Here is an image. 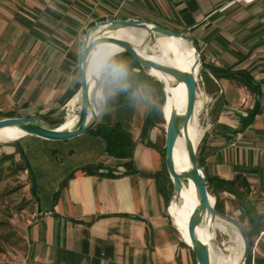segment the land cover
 <instances>
[{"label": "crops", "instance_id": "1", "mask_svg": "<svg viewBox=\"0 0 264 264\" xmlns=\"http://www.w3.org/2000/svg\"><path fill=\"white\" fill-rule=\"evenodd\" d=\"M123 17L188 34L201 47L205 121L197 158L223 211L264 236V206L254 200L264 188V0H0V119L63 122L57 112L79 90L80 34L95 20ZM106 73L96 124L120 123L131 134L133 171L121 173L125 160L108 155L90 132L58 148L26 135L0 150L22 148L28 188L35 182L10 264H196L168 208L161 85L151 78L123 90ZM93 165L102 169L80 170Z\"/></svg>", "mask_w": 264, "mask_h": 264}, {"label": "water", "instance_id": "2", "mask_svg": "<svg viewBox=\"0 0 264 264\" xmlns=\"http://www.w3.org/2000/svg\"><path fill=\"white\" fill-rule=\"evenodd\" d=\"M100 27H107V30H117L121 28H141L146 34L141 41L140 46L143 48L156 42V35L165 37H180L188 40L197 53L195 65L189 69H183L173 64L157 62L150 58L142 56L136 47L129 41L112 37L109 35H94ZM79 56L77 59V69L79 78L80 96L79 111L76 122L71 128H60V125H46L42 121L40 115H32L27 117H4L0 119V129L4 127H16L23 131L26 135L34 136L52 141H65L81 134L90 132L98 119V111L95 109V97L91 96V77L88 74V65L90 53L94 47L103 42L114 43L123 48V53L128 54L131 59L136 62L144 71L156 69L168 77L175 83H182L184 87V109L181 111L174 103L173 97L170 96L172 109L169 116L166 117L164 107L166 105L167 93L164 89L163 82L156 79L162 88V113L165 121V141H164V163L166 170L173 183V196L177 194L181 197L182 183H191L197 197V203L190 212L187 219L186 228H181L176 223L177 229L181 234L183 242H185L192 250L196 264H210L209 245L197 235V227L200 226L205 218H221L232 223L240 232L243 239V260L245 264L251 254L250 236L247 228L235 217L217 210L215 208V197L213 201L210 199V193L207 188V181L202 166L197 160V146L188 136V125L194 115L195 102L197 97V74L196 71L200 65V50L194 38L186 34H182L165 27L158 26L144 18H106L95 21L92 25L80 34ZM195 66H197L195 71ZM148 73V72H147ZM149 75V74H148ZM104 77V70L98 77H95V89L101 88ZM87 108V114H86ZM184 135L186 138L185 150L187 168H177L174 160V146L177 138ZM31 192H35V182L31 181ZM171 199V200H172ZM174 221V220H173ZM184 233L188 236L186 240Z\"/></svg>", "mask_w": 264, "mask_h": 264}, {"label": "bare ground", "instance_id": "3", "mask_svg": "<svg viewBox=\"0 0 264 264\" xmlns=\"http://www.w3.org/2000/svg\"><path fill=\"white\" fill-rule=\"evenodd\" d=\"M109 35L112 37L120 38L131 42L137 49V51L144 57L150 58L157 62L173 64L183 69H189L195 65L197 59V53L195 49L191 48V44L188 40L180 37H165L156 35V42L152 45L142 47L140 46L146 32L141 28H121L117 30H107V27H100V29L94 35ZM115 52H123V48L120 46L110 43L103 42L94 47L90 53L88 74L91 77V96L95 99L101 97V88L95 89V77H98L102 71L97 74L94 69L96 61L100 54ZM113 57V56H111ZM110 57V58H111ZM197 66H195L196 71ZM148 74L163 82L164 89L167 93L166 105L164 107V113L166 117L169 116L170 110L172 109V102L170 96L173 97L174 103L182 111L184 109V87L182 83H175L166 74L156 70L150 69L147 71ZM197 73V71H196ZM80 104L79 94H75L67 103L68 106H76ZM77 111V109H75ZM98 108L95 109V112ZM77 114L67 115L60 125V128H71L76 122ZM188 136L193 141L194 146L199 144L202 137L203 128L200 125L199 120V105L195 102L194 115L188 125ZM26 134L16 127H4L0 129V142L7 143L15 140H19ZM186 138L184 135H180L174 146V160L177 168H187L188 163L186 160L185 150ZM213 201V196H210ZM197 203V197L195 195L192 184L182 183L181 186V197L176 194L171 200L169 206V212L174 220V224L183 230L186 228L187 219L190 212L193 210ZM176 222V223H175ZM197 235L209 245L210 264H242L243 260V239L239 230L230 222L221 218H205L203 223L197 227ZM217 232H220L234 243V245H224L223 249L216 250L213 247V238ZM184 236L188 241V236L184 233ZM220 249V248H219ZM228 252L224 255L223 252Z\"/></svg>", "mask_w": 264, "mask_h": 264}, {"label": "rangeland", "instance_id": "4", "mask_svg": "<svg viewBox=\"0 0 264 264\" xmlns=\"http://www.w3.org/2000/svg\"><path fill=\"white\" fill-rule=\"evenodd\" d=\"M89 26H87L86 28H88ZM190 46L191 48H193L192 45ZM199 49L201 51V47H199ZM203 59L204 56L201 52L200 65L196 73L197 74L196 101L198 102L199 105V120L201 125L205 121V116H204L205 110L201 112V109L205 101V92L203 91V85H201V77H200L201 70H203L202 69L203 67L201 65L203 64L202 62ZM109 62L127 64L133 62V60L131 59L130 56H128V54L120 52L114 55L113 57H111L109 59ZM106 72L107 75L109 71L106 70ZM144 72L149 78L154 79L153 77L148 75L146 71ZM102 83L104 86V78ZM202 92L204 93L203 96L201 94ZM98 102L99 100L95 99L96 107H98ZM79 105L80 104H77L76 106H68L67 101H64L61 104L59 111L57 112L56 115L57 118L64 120L67 115H71L74 113L78 114ZM204 106H206V104ZM75 109H77V111ZM42 121L46 125L56 126L46 118H43ZM72 139L73 138L65 141H52V140L43 139L45 140L43 143V148H49L51 144H55V148H58V145H56L58 144L57 142H69ZM19 140H15V142L19 144ZM15 142L14 141L7 143L0 142V147L1 146L4 147V148H0V150L2 149L7 150L8 146L14 147ZM50 142H56V143H50ZM15 148H13V150H16ZM9 154L12 156L11 160L4 159L2 155L0 156V264H10L16 252L20 249L22 227L26 224V220L30 218L29 214L32 209V199H31L32 193H31V189L28 188V184L30 185V177L26 173V171L19 169V167L23 165V161L20 160L19 154L16 153V151L15 153H9ZM210 195L212 194L210 193ZM223 212L235 217L241 223H243V225L247 228V225L245 224L246 223L245 219L242 216H240L238 213L233 212L232 210H228L227 208H224ZM254 234H251L250 237L251 254L245 264H264V236H262L260 232L257 235ZM223 244L226 246L234 245V243L229 239V237H227L226 235L220 232H217L215 238H213V247L216 250V247L218 246L217 250H221L223 249L224 246ZM223 254L227 255L228 252L224 251Z\"/></svg>", "mask_w": 264, "mask_h": 264}, {"label": "trees", "instance_id": "5", "mask_svg": "<svg viewBox=\"0 0 264 264\" xmlns=\"http://www.w3.org/2000/svg\"><path fill=\"white\" fill-rule=\"evenodd\" d=\"M124 65L127 66V75L123 78L114 76V78L117 80L118 85L121 89L128 90V89L136 88L139 85L153 84V80L145 74L144 70L136 62L133 61L131 63H127ZM78 89H79V84L76 85V88L73 92L77 91ZM160 94H161V99H163L162 89L160 90ZM7 117H11V116H7ZM57 123L59 125L60 123H62V120H60ZM90 133L96 136H99L100 138L103 139L105 143V151L108 155L115 157V158L125 160V162H123L124 169H123V172L121 173H128V172L133 171V168L131 165V156H132V150L134 147V141L131 137V134L128 131H126L121 126L120 123H115L112 126H105V125L97 123L95 124L94 128L90 131ZM15 149H16L15 150L16 153H18L20 156V160L23 161V165L20 166L19 169L27 171V173L30 174L31 170L29 168V163H28V160L22 148L18 147ZM2 157L8 160L12 159V156L10 154L2 155ZM99 169H102L100 165H93V166H86L80 170L83 173H93V172H97ZM112 171L113 170L108 169L106 170V174L114 175ZM72 175L73 174H71L70 176ZM207 188H208V182H207ZM32 195H35V192L32 193ZM215 208L223 212V209L218 200L215 201ZM248 233H249V236L251 237V234H254L255 232H253L252 230L251 231L248 230Z\"/></svg>", "mask_w": 264, "mask_h": 264}, {"label": "clouds", "instance_id": "6", "mask_svg": "<svg viewBox=\"0 0 264 264\" xmlns=\"http://www.w3.org/2000/svg\"><path fill=\"white\" fill-rule=\"evenodd\" d=\"M116 55L115 52H110V53H103L100 54L97 61H96V66L94 71L99 74L100 71L102 70H107L109 71L113 76H117L120 78H123L127 75V66L122 64V63H115L109 62V59L111 56ZM87 108H86V114H87Z\"/></svg>", "mask_w": 264, "mask_h": 264}, {"label": "built area", "instance_id": "7", "mask_svg": "<svg viewBox=\"0 0 264 264\" xmlns=\"http://www.w3.org/2000/svg\"><path fill=\"white\" fill-rule=\"evenodd\" d=\"M254 200L258 202L259 204H261L262 206H264V188H262L261 190L257 192V195H255L254 197ZM170 203L171 201L169 202V206H170Z\"/></svg>", "mask_w": 264, "mask_h": 264}]
</instances>
